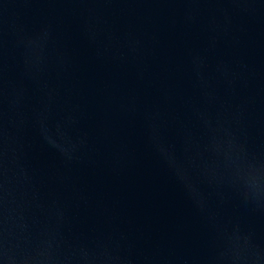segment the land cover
Segmentation results:
<instances>
[{
  "label": "water",
  "instance_id": "obj_1",
  "mask_svg": "<svg viewBox=\"0 0 264 264\" xmlns=\"http://www.w3.org/2000/svg\"><path fill=\"white\" fill-rule=\"evenodd\" d=\"M0 264H264V0H0Z\"/></svg>",
  "mask_w": 264,
  "mask_h": 264
}]
</instances>
